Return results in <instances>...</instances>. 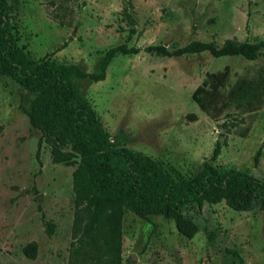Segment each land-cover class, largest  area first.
I'll return each mask as SVG.
<instances>
[{
    "label": "rangeland",
    "instance_id": "1",
    "mask_svg": "<svg viewBox=\"0 0 264 264\" xmlns=\"http://www.w3.org/2000/svg\"><path fill=\"white\" fill-rule=\"evenodd\" d=\"M12 34L33 62L48 60L95 73L104 53L125 45L101 82L75 80L101 128L171 177L194 176L211 157L219 172L235 170L264 183V95L236 104L229 92L242 80L264 77V57L212 58L207 53L157 57L148 46L173 51L193 42L264 41V0H6ZM197 88L213 95L209 111L192 100ZM204 95L199 92L195 98ZM34 95L0 76V264H66L73 218L71 173L53 163L22 111ZM193 115L191 122L188 116ZM66 151V150H65ZM246 213L223 203L181 209L197 227L191 239L171 220L130 212L122 219L121 264H264V210ZM52 225L46 233L43 220ZM36 244L34 259L22 249Z\"/></svg>",
    "mask_w": 264,
    "mask_h": 264
},
{
    "label": "trees",
    "instance_id": "2",
    "mask_svg": "<svg viewBox=\"0 0 264 264\" xmlns=\"http://www.w3.org/2000/svg\"><path fill=\"white\" fill-rule=\"evenodd\" d=\"M11 13L6 0H0V76L8 77L34 95L22 111L30 127L39 132V143L50 147L52 162L75 165L71 173L73 218L66 264H121V224L126 212L143 220L150 216L169 219L180 236L191 239L197 227L181 213L182 208L201 210L204 205L223 203L234 212L246 213L259 202L264 210V183L235 170L219 172L211 165L219 155L218 143L194 176L173 178L149 157L120 147L119 144L127 142L122 133L115 142L109 141L95 111L74 81L101 82L113 58L135 55L138 49L125 45L108 49L95 73L48 60L33 62L12 34ZM143 51L157 57L207 53L216 59L240 57L255 61L264 57V41L250 44L227 39L220 46L193 41L173 51L163 46H148ZM199 92L204 95L195 98ZM263 95L264 77H258L236 83L228 97L244 105ZM212 97L197 88L192 100L202 111H209ZM188 119L195 121L193 115ZM43 224L50 235L52 225L44 220ZM22 252L34 259L36 244H27ZM226 253L236 264H245L239 252L226 250Z\"/></svg>",
    "mask_w": 264,
    "mask_h": 264
}]
</instances>
